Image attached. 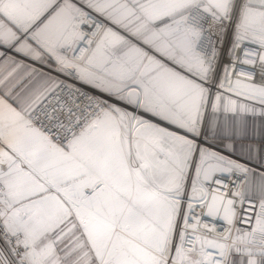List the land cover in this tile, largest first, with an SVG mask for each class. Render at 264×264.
Here are the masks:
<instances>
[{"label": "snow or ice", "instance_id": "obj_1", "mask_svg": "<svg viewBox=\"0 0 264 264\" xmlns=\"http://www.w3.org/2000/svg\"><path fill=\"white\" fill-rule=\"evenodd\" d=\"M0 264H264V0H0Z\"/></svg>", "mask_w": 264, "mask_h": 264}]
</instances>
